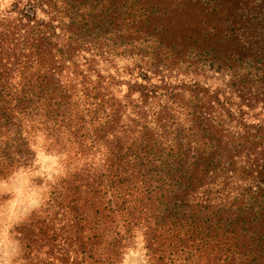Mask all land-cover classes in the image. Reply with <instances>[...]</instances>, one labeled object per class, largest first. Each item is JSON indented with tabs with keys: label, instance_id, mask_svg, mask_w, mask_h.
Wrapping results in <instances>:
<instances>
[{
	"label": "trees",
	"instance_id": "1",
	"mask_svg": "<svg viewBox=\"0 0 264 264\" xmlns=\"http://www.w3.org/2000/svg\"><path fill=\"white\" fill-rule=\"evenodd\" d=\"M35 147L20 264H264V0H0V179Z\"/></svg>",
	"mask_w": 264,
	"mask_h": 264
},
{
	"label": "rangeland",
	"instance_id": "2",
	"mask_svg": "<svg viewBox=\"0 0 264 264\" xmlns=\"http://www.w3.org/2000/svg\"><path fill=\"white\" fill-rule=\"evenodd\" d=\"M30 166L0 179V264H20L23 256L21 227L38 212L47 198V184L59 174V159L35 147ZM123 264H145L140 247Z\"/></svg>",
	"mask_w": 264,
	"mask_h": 264
}]
</instances>
